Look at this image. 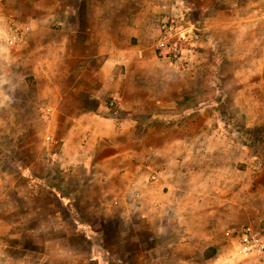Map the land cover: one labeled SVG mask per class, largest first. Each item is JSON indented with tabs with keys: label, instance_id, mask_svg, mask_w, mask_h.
<instances>
[{
	"label": "rangeland",
	"instance_id": "rangeland-1",
	"mask_svg": "<svg viewBox=\"0 0 264 264\" xmlns=\"http://www.w3.org/2000/svg\"><path fill=\"white\" fill-rule=\"evenodd\" d=\"M67 3L6 0L0 26L30 28L35 15L48 26ZM96 3L105 26H127L120 19L130 15L132 26H157V59L144 54L133 68L138 91L162 104L154 113L140 102L139 132L197 135L196 181L188 175L179 196L160 202L150 175L140 197L96 184L85 166L46 163L60 149L47 144L43 126L0 127V264H264V250L244 253L233 240L249 231L264 243V0H168L166 9L161 0ZM98 65L104 76L111 63L101 57ZM119 65L103 88L126 73ZM24 66L29 73L33 64Z\"/></svg>",
	"mask_w": 264,
	"mask_h": 264
},
{
	"label": "crops",
	"instance_id": "crops-1",
	"mask_svg": "<svg viewBox=\"0 0 264 264\" xmlns=\"http://www.w3.org/2000/svg\"><path fill=\"white\" fill-rule=\"evenodd\" d=\"M67 4L60 14L50 16V26L32 16V32L22 45L15 42L13 31L0 26V127L43 126L47 144L54 141L60 149L44 158L46 163L62 168L85 166L96 184H118L120 190L145 197L143 186L153 175L158 180L150 187L158 191L160 202L179 196L178 191L184 190L181 180L197 174L195 160L200 150L194 145L200 141L198 136L175 135L165 127L139 132L138 111H144L140 102L148 100L149 111L154 107V113L162 104L155 94L145 96L138 91L136 82L142 76L133 68L134 63L144 62V54L151 61L157 59V26H132L133 15L120 19L127 26H105L96 0H69ZM0 11L6 12V5L1 4ZM101 57L111 63L104 76L98 65ZM26 61L33 64L29 73ZM68 64H74L72 70ZM119 64L125 65L126 73L103 88L104 78L115 69L123 70ZM81 78L91 81L71 84ZM107 95L113 96L110 103L117 101L118 108L109 105ZM24 132L22 142L28 135ZM167 160L174 163V169ZM33 168H24L21 174Z\"/></svg>",
	"mask_w": 264,
	"mask_h": 264
},
{
	"label": "built area",
	"instance_id": "built-area-1",
	"mask_svg": "<svg viewBox=\"0 0 264 264\" xmlns=\"http://www.w3.org/2000/svg\"><path fill=\"white\" fill-rule=\"evenodd\" d=\"M6 0H0V3H4ZM163 3V9L167 8L168 0H161ZM30 28L24 27L23 25H15L14 26V38L15 42L22 44L26 41V36ZM237 247L241 249L244 253H252L255 251H263L264 243L254 232L246 231L242 234H239L236 237H233Z\"/></svg>",
	"mask_w": 264,
	"mask_h": 264
}]
</instances>
